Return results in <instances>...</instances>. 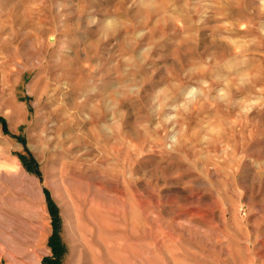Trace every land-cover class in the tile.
Here are the masks:
<instances>
[{
    "label": "rangeland",
    "instance_id": "rangeland-1",
    "mask_svg": "<svg viewBox=\"0 0 264 264\" xmlns=\"http://www.w3.org/2000/svg\"><path fill=\"white\" fill-rule=\"evenodd\" d=\"M263 30L264 0H0V264L53 231L63 264H264Z\"/></svg>",
    "mask_w": 264,
    "mask_h": 264
},
{
    "label": "trees",
    "instance_id": "trees-1",
    "mask_svg": "<svg viewBox=\"0 0 264 264\" xmlns=\"http://www.w3.org/2000/svg\"><path fill=\"white\" fill-rule=\"evenodd\" d=\"M29 163L30 165H27L28 169H32V166H34L35 162L32 158H30ZM52 209V208H51ZM52 214L55 215V209H52ZM49 246L52 248L54 258L53 259H46V262H43V264H60V258L64 252V246L62 245L59 236L57 234V231H53L52 234L49 237Z\"/></svg>",
    "mask_w": 264,
    "mask_h": 264
},
{
    "label": "crops",
    "instance_id": "crops-1",
    "mask_svg": "<svg viewBox=\"0 0 264 264\" xmlns=\"http://www.w3.org/2000/svg\"><path fill=\"white\" fill-rule=\"evenodd\" d=\"M46 256H47L46 259H53L54 258V254H53L52 248L50 246H49V253H47ZM60 264H63L61 262V258H60Z\"/></svg>",
    "mask_w": 264,
    "mask_h": 264
},
{
    "label": "bare ground",
    "instance_id": "bare-ground-1",
    "mask_svg": "<svg viewBox=\"0 0 264 264\" xmlns=\"http://www.w3.org/2000/svg\"><path fill=\"white\" fill-rule=\"evenodd\" d=\"M263 26V25H262ZM264 31V30H263ZM12 113V112H11ZM73 228V227H72ZM70 230V229H69ZM69 238V237H68ZM70 239V238H69Z\"/></svg>",
    "mask_w": 264,
    "mask_h": 264
},
{
    "label": "built area",
    "instance_id": "built-area-1",
    "mask_svg": "<svg viewBox=\"0 0 264 264\" xmlns=\"http://www.w3.org/2000/svg\"><path fill=\"white\" fill-rule=\"evenodd\" d=\"M39 264H43L42 262H40Z\"/></svg>",
    "mask_w": 264,
    "mask_h": 264
}]
</instances>
